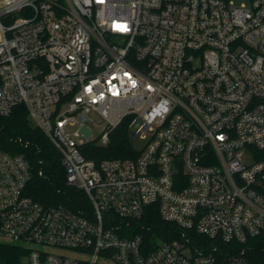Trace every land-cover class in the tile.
<instances>
[{
    "label": "built area",
    "instance_id": "2783aa9c",
    "mask_svg": "<svg viewBox=\"0 0 264 264\" xmlns=\"http://www.w3.org/2000/svg\"><path fill=\"white\" fill-rule=\"evenodd\" d=\"M18 104L89 202L36 200L26 157L0 149V243L25 247L24 264H251L264 0H0V113ZM97 116L107 129L83 137ZM122 122L144 140L137 156L82 152ZM153 209L177 237L148 235Z\"/></svg>",
    "mask_w": 264,
    "mask_h": 264
},
{
    "label": "trees",
    "instance_id": "16d2710c",
    "mask_svg": "<svg viewBox=\"0 0 264 264\" xmlns=\"http://www.w3.org/2000/svg\"><path fill=\"white\" fill-rule=\"evenodd\" d=\"M0 149L26 157L31 175L27 192L36 200L43 203H71L74 209L88 205L86 194L66 183L59 150L45 132L31 122L24 104L14 106L7 115L0 113ZM82 152L96 161L138 155L127 122H122L112 130L106 145L92 142L88 146L84 145ZM261 156L264 157V153ZM71 198L74 201L69 200ZM142 221L150 227L148 235L153 236L156 243L161 239L171 240L178 236L176 231L179 227L164 220L158 209H153ZM243 247H246L245 254L251 264H264V231L250 238ZM26 254L27 250L21 245L0 243V264H24Z\"/></svg>",
    "mask_w": 264,
    "mask_h": 264
},
{
    "label": "rangeland",
    "instance_id": "374dc122",
    "mask_svg": "<svg viewBox=\"0 0 264 264\" xmlns=\"http://www.w3.org/2000/svg\"><path fill=\"white\" fill-rule=\"evenodd\" d=\"M96 120V122L91 121L82 126L83 137L88 139L96 138L107 129V123L102 122L99 116L96 117ZM131 138L136 148L140 149L144 145V140L140 139L139 136H131Z\"/></svg>",
    "mask_w": 264,
    "mask_h": 264
}]
</instances>
